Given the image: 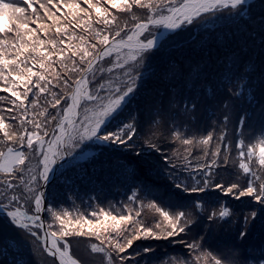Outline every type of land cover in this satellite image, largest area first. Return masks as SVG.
Masks as SVG:
<instances>
[{"label": "snow or ice", "instance_id": "obj_1", "mask_svg": "<svg viewBox=\"0 0 264 264\" xmlns=\"http://www.w3.org/2000/svg\"><path fill=\"white\" fill-rule=\"evenodd\" d=\"M83 4L87 7L80 0H0V93L9 94L0 100L10 105L0 109V264H22L24 242L18 233L35 238L34 243L42 241L52 264H80L70 254L72 241L67 238L85 235L100 241L91 250L103 252L107 264H147L154 249L139 243L143 241H170L188 250L187 255L159 259V264H249L250 259L264 264V218L257 221L255 211L240 225L219 200L214 203L219 210L213 207L209 212V202L199 196L174 199L178 193L160 191L140 178H163L166 173L182 193L211 195L219 190L235 200L250 197L264 205V175L253 171L257 149L245 143L246 127L258 124L264 136V0ZM111 9L126 15L123 23ZM135 9L146 11L141 16ZM194 25L205 32L212 25L222 42L241 40L226 64L221 62L215 70L200 67L197 50L203 49L204 41L188 40ZM242 55L250 59L240 74L234 66ZM177 56L189 67L188 91L170 88L162 96L159 88L149 90L148 81L163 82L176 75ZM214 109L222 120L217 117L211 127H198L197 113L211 119ZM154 117L157 124L165 118L171 123L170 139L186 146L185 161L195 156L194 148L208 159L195 165L189 161L178 170V150L168 156L151 138L138 143L142 124ZM91 149L100 155L118 149L131 154L133 159L121 164L132 189L127 214L101 209L91 213L95 220H71L68 212L54 209L61 193L50 181L53 170L64 178ZM230 160L234 166L238 161V168L235 179L226 182L219 169ZM257 160L264 169V138ZM137 201L141 208L146 201L158 214L151 225L140 219ZM45 212L59 221V230H51V224L50 231L45 230ZM204 217L209 222L204 232L193 233ZM218 222L236 227L228 240L214 243L211 233Z\"/></svg>", "mask_w": 264, "mask_h": 264}, {"label": "trees", "instance_id": "obj_2", "mask_svg": "<svg viewBox=\"0 0 264 264\" xmlns=\"http://www.w3.org/2000/svg\"><path fill=\"white\" fill-rule=\"evenodd\" d=\"M18 2L22 3V1ZM81 5L82 7H87V5L83 3H81ZM111 11L117 16L121 17V23H123V20L127 18L125 14L119 13L115 9H111ZM136 13L137 15L141 16L144 14L140 11H136ZM93 15L95 14L93 13ZM207 27L209 30L205 32L203 29H199L195 25L192 26V29H196L197 33L194 39L188 40L189 42L198 40L204 41L203 49L197 50L200 53L197 57L200 63V67L204 70H208L209 68L215 70L216 68L220 67L221 62L225 64L228 62L227 57L231 55V50L237 48V46L241 43V40L229 38L222 42L217 36L216 31L213 30V26L208 25ZM249 59V56L242 55L240 62L237 64L238 66L234 68V70H237L240 74H243L245 72ZM153 63L158 65L159 61H153ZM241 63L243 64L240 65ZM188 77V64L184 59L177 56L176 75L170 80L163 82L151 80L148 82L147 87L149 90L159 88L162 96L164 94V90L170 88H175L178 93H186L188 91ZM209 79H211V77H209ZM8 95L9 94L7 93H0V96L8 97ZM6 106H10L7 104V100H0V109H3ZM214 111L216 110L214 109ZM197 115L199 117L197 126L200 128L211 127L213 124V120L217 117L222 120V116H219L218 111H216V116H213L211 119H206V114L203 112H198ZM5 116L7 118V114H5ZM183 119L184 118L182 116L178 118L179 121H182ZM161 126H163L164 128ZM171 126V123L167 119H160V123H156L155 126H152L151 128L152 132H156L151 137V134L149 132L150 127L142 124L141 139L138 141V143H143L144 138H151L152 140L160 143L164 155L168 156H172L173 149L178 150L180 153L179 158L174 157V160L177 163L178 170L189 161L192 165H195L197 163H203L205 159H208V157L203 156V153L199 148H194L192 149V151L193 153H195V156H189V161H185L184 156L188 155V153L184 152V147L186 146H183L178 142H173L170 139L169 129L171 128ZM229 129H231V125H229ZM181 131H183V128H181ZM249 131L259 132V137H263L258 124L254 125L253 127L245 128V132ZM0 136H2V134H0ZM249 144L256 146V144L252 141ZM210 147L212 149L216 147L215 140L211 142ZM196 156H199L201 158L198 160L195 158ZM231 156L232 160L237 159L235 148H233ZM132 159L133 158L131 154L123 149H118L110 154L104 155H100L95 151H88L78 161V164L76 166L70 168L66 172L64 178L61 176L60 172L56 173V177L51 183L56 185L61 195L58 196L55 200L53 205L54 209L57 212H68L69 215L67 219L71 220L78 219L76 215H79V218L84 217L93 219V216L88 215V211L93 210V208L97 206L101 202V200L104 201V210L111 211L113 207L125 210V205L122 201L114 200V197H118V195L115 194L114 191H117L119 193L122 192L123 194L132 193V189L129 186L130 182L125 179V176L121 169L122 163L126 162L127 160L131 161ZM232 160L229 161L227 166L221 163L219 169L221 177L226 182L235 179L233 173L238 168V161L234 166ZM161 162L163 163V160ZM225 167H227V171H224ZM180 175L184 176L187 175V173L181 172ZM243 175L244 174L241 172V176ZM140 178L143 179L145 183H147L150 187H158L160 191L167 190L173 194L178 193L179 196H174V199L178 198L181 201H190L196 196H199L203 200L209 202V204L207 205L209 212L213 210V207H215L217 211L219 210V205H214V203L219 200L221 201V203H225L229 207L230 211L235 213V215L231 217V220L239 222L240 225L243 224L244 216L248 215L250 211H255L257 213V221H259L261 218H264V205H258L252 199H248V197H242L240 200H235L230 195L224 196L219 192V190H215V192L211 195L206 193H182L180 192V190L175 189L174 185H172L171 183V180L167 178L166 173L163 178L155 174L141 176ZM240 182L246 183V179H242ZM75 187H77V189H74ZM209 191L211 193L212 190ZM152 214L153 213H151V216L154 217ZM43 219L47 230L50 231V229H48L49 224L52 225L51 230L60 229L59 221L54 220V218L49 213L45 212ZM208 223L209 222L207 218L204 217L203 222L201 224H198L197 227L193 229V233H203L205 230V226L208 225ZM217 224L219 225L218 232L224 234L223 241L228 240L234 234V229L236 227L235 223L224 224L223 222H218ZM85 231L87 232V227H85ZM213 231L216 230L213 229ZM17 235L18 238L23 240L24 242V247L21 249V255L19 257L22 261V264H52V260L44 254L40 242L34 243L35 238H28L25 235H21L20 233H18ZM67 239L72 241L70 254L75 259H77L80 264H91L88 260L91 257L93 264L94 262L96 264H107L106 256L103 252L94 253L92 252L91 247H75V244H83L87 242V240H90L92 244L95 243L97 246H100V241L96 240L94 235H85L79 237L72 236L68 237ZM212 240L214 243L216 242L215 239L212 238ZM139 243H142L143 246L151 247L154 249V255H150V257L147 259V264H159V259H168L172 256H179L181 254L187 255L188 251L186 248H184L183 245L171 243L169 241H143ZM236 243H240L239 238H237ZM33 249H35V251H33ZM251 251L252 250L249 247L248 252L251 253ZM165 253H167L168 255L165 256ZM256 255H258V253Z\"/></svg>", "mask_w": 264, "mask_h": 264}, {"label": "rangeland", "instance_id": "obj_3", "mask_svg": "<svg viewBox=\"0 0 264 264\" xmlns=\"http://www.w3.org/2000/svg\"><path fill=\"white\" fill-rule=\"evenodd\" d=\"M18 1H22V0H18ZM80 3H83V0H80ZM143 9H136V11H140V12H145L146 10H143ZM196 29H193L192 30V34H191V36L190 37H188V39L189 40H192V39H194L195 38V36H196ZM242 57V56H241ZM243 63H241L240 65H242ZM238 65H236V66H234V68H236ZM239 73V72H238ZM151 81V80H150ZM149 82V81H148ZM155 117L153 118V121L151 122V123H147V122H145V123H143V125H145V126H149L150 127V129H149V132H150V134H151V137H152V135L153 134H155L156 132H152L151 131V128H152V126H155ZM163 120H166V119H163ZM161 127H163V126H161ZM172 127V126H171ZM164 128V127H163ZM170 128V127H169ZM149 137H150V135H149ZM262 138H264V136L263 137H259V132H252V131H249V132H245V143L246 144H249L251 141L253 142V143H255L256 144V149H257V151H256V153H254V156H253V161H255V163L253 164V171H255V172H257V174L258 175H264V169H262L261 168V166L258 164V160H257V157L259 156V147H260V140L262 139ZM249 145H252V144H249ZM78 151V150H77ZM93 152V151H95L96 152V150L95 149H91V150H89V152ZM60 168V166L59 165H57V169H59ZM56 169H54L53 170V172L55 171ZM57 172H60V171H57L56 170V172H55V174L57 173ZM54 173H52V175H53ZM54 177H56V176H54ZM51 178H52V176H51ZM50 178V179H51ZM74 189H77V187H75ZM137 191H138V188H137ZM115 192V194H117L118 195V197H114V200H120V201H122L123 203H124V205L125 204H128L130 207L132 206V202H130L129 200H128V196H130V195H132V193L131 194H128V193H119V192H117V191H114ZM68 193V192H67ZM66 193V194H67ZM207 199H210V198H207ZM248 199H251L250 197H248ZM113 202V201H112ZM103 205H104V201L103 200H101V202L97 205V206H95L94 208H93V210L94 211H96V212H99L101 209H103ZM135 207L136 208H140V210H141V217H140V219H143L144 220V222L145 223H148V224H152L154 221H153V217L151 216V213H153L152 215L154 216V217H157L158 216V214L155 212V210L154 209H150V208H148L147 207V202L145 201V205H144V207L143 208H141V205H140V202L139 201H137L136 203H135ZM93 210H91V211H88V215H91V213L93 212ZM105 211H108V212H111L113 215H116V214H119L121 211H124L125 212V214H127V210L125 209V210H123V209H117V208H112V210L110 211V210H105ZM92 216V215H91ZM76 217L77 218H79V215H76ZM94 217V216H93ZM96 219V217H94L93 218V220H95ZM85 227H87V226H85ZM213 229H215L216 231H213L212 233H211V236H212V238L213 239H215L216 240V242H219V241H223V238H224V234H221L220 232H218L219 231V225L218 224H216L214 227H213ZM39 231V230H38ZM219 233V234H217V233ZM40 235L42 236V233L40 232ZM170 242V241H169ZM41 243V245H42V249H44V244H43V242L41 241L40 242ZM78 246H84L85 248H90L91 246H92V242L90 241V240H87V242H85V243H83V244H75V247L77 248ZM43 252H44V254L49 258V259H51L52 260V258L50 257V256H48L47 254H46V252L43 250ZM89 261H90V263L91 264H93L92 263V257L90 258V259H88ZM94 264H96L95 262H94ZM249 264H258V261L257 260H254V259H250L249 260Z\"/></svg>", "mask_w": 264, "mask_h": 264}, {"label": "water", "instance_id": "obj_4", "mask_svg": "<svg viewBox=\"0 0 264 264\" xmlns=\"http://www.w3.org/2000/svg\"><path fill=\"white\" fill-rule=\"evenodd\" d=\"M55 172H56V170L53 172L54 174L52 175V178L50 179V181H52L53 180V178H54V176H55ZM43 215H44V213H43ZM44 226H45V230H47V228H46V225L44 224ZM42 233V236H43V232H41ZM47 254V253H46ZM52 258V257H51Z\"/></svg>", "mask_w": 264, "mask_h": 264}, {"label": "bare ground", "instance_id": "obj_5", "mask_svg": "<svg viewBox=\"0 0 264 264\" xmlns=\"http://www.w3.org/2000/svg\"><path fill=\"white\" fill-rule=\"evenodd\" d=\"M52 174L50 175V178H51ZM57 264H58V261H57Z\"/></svg>", "mask_w": 264, "mask_h": 264}]
</instances>
